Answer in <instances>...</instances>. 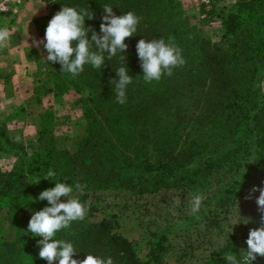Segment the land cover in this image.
<instances>
[{
  "label": "trees",
  "instance_id": "16d2710c",
  "mask_svg": "<svg viewBox=\"0 0 264 264\" xmlns=\"http://www.w3.org/2000/svg\"><path fill=\"white\" fill-rule=\"evenodd\" d=\"M106 4L113 7L116 16L131 11L141 18L137 32L125 40L128 48L122 55L126 60L123 62L118 53L106 58L101 70L85 65L75 78L60 71L58 63H47L52 86L45 93L58 99L69 90L87 91L88 122L76 153L51 146L47 150L49 161L37 163V168L44 173L54 171L56 175L50 180L84 186V200L106 189L144 194L180 186L182 174L194 166L195 174L235 172L241 174L243 187H264V96L260 91L264 78V0L237 1L236 11L222 21L223 47L212 45L189 26L178 0H53L51 11L38 23L44 31L61 7L89 8L94 19H86L85 27L100 34ZM160 38L165 42L172 38L186 63L159 83L148 84L142 78L136 44L140 39ZM124 63L133 81L126 89V103L121 105L116 102L115 84L116 71ZM0 137L6 146L20 147L2 125ZM41 192L23 170L0 169V210L22 214L21 221L32 197L41 205L37 199ZM96 211L88 205V212ZM86 219L73 222L70 229L56 236L73 244L78 252L73 259L94 255L111 257L114 264H145L134 244L117 232L115 217L96 223ZM21 245L18 240L1 242L0 248L16 252L27 244ZM8 258L0 255V264H11ZM31 264H44V260L38 256Z\"/></svg>",
  "mask_w": 264,
  "mask_h": 264
},
{
  "label": "rangeland",
  "instance_id": "374dc122",
  "mask_svg": "<svg viewBox=\"0 0 264 264\" xmlns=\"http://www.w3.org/2000/svg\"><path fill=\"white\" fill-rule=\"evenodd\" d=\"M237 1L216 0L208 8L201 6V0H178L189 26L212 45L221 47L225 45L222 21L236 11ZM50 2L48 14L53 0ZM43 28L41 36L45 35L46 27ZM18 56L17 52L0 51V125L21 147L6 146L0 137V169L23 170L34 187L44 191L60 180H45L47 173L38 169L37 163L49 161L47 150L51 146L70 154L77 152L80 135L88 122V93L69 90L58 99L45 93L52 86V79L43 46L26 52L28 62L22 57L19 61ZM260 91L264 96V78ZM189 170L182 174L183 180L179 179L180 186L168 189L144 194L106 189L89 194L86 200L81 192L74 190V195L81 203L97 208L95 213H87V222L115 217L117 232L134 244L145 264H227L225 257L230 253L238 259L247 251L249 230L260 227L256 204L259 191L246 199L252 188L240 184L241 174H195V166ZM196 194L204 199L200 211L193 214L191 201ZM178 196L180 207L174 204ZM48 206L47 201L40 205L32 197L22 222V214L13 215L8 208L0 210V243L18 240L19 246L27 244L16 252L0 248V255H8L11 264H31L39 256L38 240L28 232V223L34 212ZM44 264L48 262L44 260ZM253 264H264V258L258 256Z\"/></svg>",
  "mask_w": 264,
  "mask_h": 264
},
{
  "label": "clouds",
  "instance_id": "9594fccd",
  "mask_svg": "<svg viewBox=\"0 0 264 264\" xmlns=\"http://www.w3.org/2000/svg\"><path fill=\"white\" fill-rule=\"evenodd\" d=\"M102 11L105 15L101 18L100 34H97L91 27H85L86 19L89 21L94 19V13L89 8L77 10L74 7L63 6L48 22L44 39L31 38L32 46L39 48L42 45L47 53L45 61L52 64L58 63L60 71L71 74L72 78L82 73L85 65L101 70L105 65V59H112L118 53L120 59L125 62L126 57L122 55L128 48L125 40L132 38L137 32L141 18L131 11L116 16L113 13V7L107 4ZM88 33H91L90 38ZM11 36L12 32L7 27H0V50L10 46ZM136 52L143 72L142 78L148 84L159 83L164 76L173 75L174 69L186 63L182 56V49L172 38H169L168 42H165L163 38L151 39L147 42L140 39L136 44ZM116 77H118V82L115 84L116 102L123 105L127 99V86L133 81L125 63L116 71ZM55 175L54 171L49 170L45 180H50ZM83 187L79 183L70 186L64 182H55L53 188L42 191L37 198L39 201H47L50 206L32 214L28 223V232L40 238L37 242L40 247L39 258L46 260L48 264H54V262L114 264L111 257L86 255L83 260L73 259V256L78 253L73 244L56 238L57 233L70 229L73 222L83 221L86 218L88 205L81 203L74 195V189L76 192H82ZM256 191L260 193L256 198L260 212V227L249 230L245 241L247 251L243 252L245 254L243 264H252L257 256L264 258V187L257 189L254 186L246 199H250L251 194ZM203 199L201 194H196L192 198L193 214L200 211ZM174 204L180 207L179 196L176 197ZM225 259L227 264H240L232 253Z\"/></svg>",
  "mask_w": 264,
  "mask_h": 264
},
{
  "label": "crops",
  "instance_id": "0c3cea01",
  "mask_svg": "<svg viewBox=\"0 0 264 264\" xmlns=\"http://www.w3.org/2000/svg\"><path fill=\"white\" fill-rule=\"evenodd\" d=\"M50 5V0H25L23 10L18 18L0 19V27H7L12 32L10 46L2 51L5 53L17 52L20 55L18 56L19 61H22V57L25 62H28L26 52L31 48L40 49L42 46L39 48L32 46L31 38L43 40L44 36L40 35L43 30L38 20L48 14Z\"/></svg>",
  "mask_w": 264,
  "mask_h": 264
},
{
  "label": "built area",
  "instance_id": "2783aa9c",
  "mask_svg": "<svg viewBox=\"0 0 264 264\" xmlns=\"http://www.w3.org/2000/svg\"><path fill=\"white\" fill-rule=\"evenodd\" d=\"M216 0H201V6L211 8L212 4H215ZM25 0H0V19L2 18H18L21 15ZM38 240L39 237H36ZM245 254H242L238 261L243 264ZM258 257V256H257ZM257 259V258H256ZM255 261L252 262V264Z\"/></svg>",
  "mask_w": 264,
  "mask_h": 264
}]
</instances>
